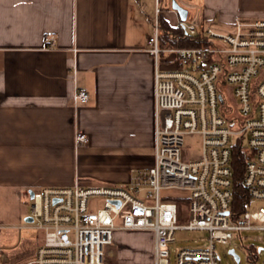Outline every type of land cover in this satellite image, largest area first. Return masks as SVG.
I'll return each instance as SVG.
<instances>
[{
	"label": "built area",
	"instance_id": "2783aa9c",
	"mask_svg": "<svg viewBox=\"0 0 264 264\" xmlns=\"http://www.w3.org/2000/svg\"><path fill=\"white\" fill-rule=\"evenodd\" d=\"M173 3L187 11L185 21ZM154 12L148 40L156 60L153 166L136 171L128 188L76 182L34 192L33 221L17 227L14 245L0 242V264H108L106 248L117 231L152 232L154 264H169L177 231L207 232L208 244L180 249L177 264H221L218 244L242 240L243 232L264 235V205L249 210L254 201L264 204V19L236 17L230 30H217L203 21L201 0H155ZM164 14L174 15L176 27L199 46H164ZM74 100L86 103L89 95L80 88ZM193 136L201 139V154L190 158L184 146ZM75 140L88 141L80 131ZM236 146L246 158L248 193L238 215L232 212ZM173 190L188 196H162ZM25 229L35 236L22 237Z\"/></svg>",
	"mask_w": 264,
	"mask_h": 264
},
{
	"label": "crops",
	"instance_id": "0c3cea01",
	"mask_svg": "<svg viewBox=\"0 0 264 264\" xmlns=\"http://www.w3.org/2000/svg\"><path fill=\"white\" fill-rule=\"evenodd\" d=\"M201 2L203 21L217 30L236 17L264 19V0ZM146 9L143 0H0V235L14 233L1 244L17 242L31 193L76 182L128 188L153 166L156 60ZM163 16L176 27L174 15ZM80 88L86 103L74 100ZM79 131L87 143L76 144Z\"/></svg>",
	"mask_w": 264,
	"mask_h": 264
},
{
	"label": "rangeland",
	"instance_id": "374dc122",
	"mask_svg": "<svg viewBox=\"0 0 264 264\" xmlns=\"http://www.w3.org/2000/svg\"><path fill=\"white\" fill-rule=\"evenodd\" d=\"M149 16L154 20L155 0H143ZM164 65V67H163ZM163 69L166 67L163 64ZM232 99V97H231ZM234 100V99H232ZM184 152L190 157H198L201 154V139L197 136L185 139ZM163 197L188 196L187 192L167 191L162 192ZM264 204L254 201L249 210H257ZM184 216L188 214V204L182 205ZM187 220V218H186ZM24 223V222H23ZM13 232L2 231L1 241H12ZM207 232L203 231H177L175 242L170 246L169 264H177V253L183 248H199L208 244ZM154 236L148 231H117L114 234L113 245L106 248L108 264H154ZM112 250L110 252L109 250ZM234 250L239 257L230 254ZM217 251L221 258V264H264V235L261 232H243L242 240L235 237L227 244H218Z\"/></svg>",
	"mask_w": 264,
	"mask_h": 264
},
{
	"label": "trees",
	"instance_id": "16d2710c",
	"mask_svg": "<svg viewBox=\"0 0 264 264\" xmlns=\"http://www.w3.org/2000/svg\"><path fill=\"white\" fill-rule=\"evenodd\" d=\"M160 24L163 30L162 44L169 47H197L199 40L195 37H189L180 27H174L168 17L162 16ZM246 165V158L239 146L233 150L232 166L234 169V200L232 212L235 215L240 214L248 200L247 190L243 186V173Z\"/></svg>",
	"mask_w": 264,
	"mask_h": 264
},
{
	"label": "water",
	"instance_id": "95a60500",
	"mask_svg": "<svg viewBox=\"0 0 264 264\" xmlns=\"http://www.w3.org/2000/svg\"><path fill=\"white\" fill-rule=\"evenodd\" d=\"M173 9L176 10L181 18L182 21L186 20L187 17V11L183 8H181L180 6H178L176 3H173ZM31 197H33V193H31ZM33 219L31 217H28L26 219V223H30L32 222ZM230 254H232L233 256H235L236 260L239 262V257L235 254L234 250L230 251Z\"/></svg>",
	"mask_w": 264,
	"mask_h": 264
}]
</instances>
